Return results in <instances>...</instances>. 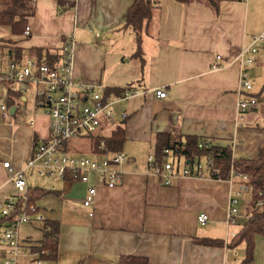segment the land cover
Listing matches in <instances>:
<instances>
[{
    "label": "crops",
    "instance_id": "0c3cea01",
    "mask_svg": "<svg viewBox=\"0 0 264 264\" xmlns=\"http://www.w3.org/2000/svg\"><path fill=\"white\" fill-rule=\"evenodd\" d=\"M134 1L34 0L28 38L0 26V48L19 51L23 58L38 61L71 46L74 80L101 91L114 112L112 122L102 118L95 139L109 137L120 126L119 151L127 158L122 185L112 189L98 185L94 175L83 184L27 170L29 200L43 221L22 225L19 239L39 247L45 225L55 224L56 255L44 264H119L121 258L145 264H227L233 251L240 264L245 244L230 249L228 234L239 232L250 200L244 212L237 208L238 216L228 226L227 180L181 176L164 186L149 170L147 159L154 156L157 135L168 128L182 138L230 146L235 158H249L263 146L264 43L255 44L257 52L248 68L252 90L241 96L240 66L234 58L264 34V0H223L217 13L202 3L158 0L139 46L132 30L124 28ZM18 55L0 52L4 62ZM216 56H221L220 68L212 70ZM130 86L140 93L118 100L116 90ZM159 89L165 91V99L155 96ZM252 96L257 109L245 113L236 127L238 101ZM22 100L13 101L9 110L14 111L7 117L0 116V200L16 195L3 163L9 162L11 173L24 169L36 146L49 137L48 116L33 109L31 96ZM75 140L87 141L83 156L90 155L92 143ZM89 187L96 193L91 206L84 207ZM202 213L209 218L205 225L197 221ZM6 224L0 216V237ZM5 256L0 245V264ZM250 264H264L262 236L254 239Z\"/></svg>",
    "mask_w": 264,
    "mask_h": 264
},
{
    "label": "built area",
    "instance_id": "2783aa9c",
    "mask_svg": "<svg viewBox=\"0 0 264 264\" xmlns=\"http://www.w3.org/2000/svg\"><path fill=\"white\" fill-rule=\"evenodd\" d=\"M29 36L30 29L25 27L22 38L26 39ZM257 43H264V34L255 37L252 45L242 48L234 58L240 66L238 75L240 96L252 90L248 68L253 64ZM71 51V46L66 45L54 66L23 58L21 55L13 56L6 62L0 57V116L2 118L8 116L10 107L7 101L10 97L15 96V101L21 102L23 97L30 94L33 109L42 110L49 118V137L36 146L24 169L11 173L9 162L3 163V168L10 171V183L16 195L0 200V216L7 219L0 237V245L6 250V256L1 264H44V260L51 254L19 239V228L22 225L43 221L41 212L34 204L28 202L26 197L27 170L34 171L39 177L46 176L83 184H88L94 175L98 185L110 189L121 186L123 182V166L127 158L121 152L105 150L103 142H100L95 153L87 156L72 155L64 148L67 141L93 135L100 127L102 118L112 122L114 116L110 108L111 102L104 99L101 91L97 92L93 86L74 80ZM220 60L221 56H216L210 68L212 70L220 68ZM139 93L135 89H125L117 99L126 101ZM155 96L158 99H165L167 95L163 89H159L155 91ZM257 106L255 98L240 99L237 103L238 115L235 126L240 127L244 120L243 115L257 109ZM205 147H208L207 144ZM182 149V145L164 149L166 159L160 164L154 161L153 156L147 159L149 170L164 186L172 185L173 180L181 176L221 180L222 165H214L211 156L203 159L196 156L184 158L178 155ZM247 180V175L235 172L232 166L230 167L227 179L230 185L226 219L228 226L238 216L237 206L240 197L243 194H250ZM95 193V187L88 188L82 201L84 207L91 206ZM259 205L260 202L257 206ZM250 213L251 209L245 218H248ZM208 219L203 213L197 216V221L201 225H205ZM228 236L233 239L235 234L229 233ZM227 264H238L236 251L232 252Z\"/></svg>",
    "mask_w": 264,
    "mask_h": 264
},
{
    "label": "trees",
    "instance_id": "16d2710c",
    "mask_svg": "<svg viewBox=\"0 0 264 264\" xmlns=\"http://www.w3.org/2000/svg\"><path fill=\"white\" fill-rule=\"evenodd\" d=\"M180 3H202L210 8L214 13L218 12L219 4L223 0H176ZM63 4L60 2V5ZM67 4V3H66ZM158 5V0H135L132 7L125 15L124 28H129L134 34L136 45L139 46L140 37L145 25L150 19L152 8ZM72 4L65 8H71ZM61 11V10H60ZM64 11V10H63ZM34 15V0H0V26L10 27L13 35H21L27 26V19ZM0 52L6 53L10 56L13 52L18 55L19 51H12L11 49H2ZM19 56V55H18ZM135 56L140 58V53L136 52ZM60 54H46L45 58H40L38 62H45L49 66H54L60 59ZM134 87H126L122 91H117L119 96L125 89H133ZM138 90L137 88H134ZM107 95V93L105 94ZM104 95V96H105ZM15 98V96H14ZM14 98L10 97L7 101L9 107L12 106ZM251 98V97H248ZM253 98V96H252ZM94 135L87 136L89 142L92 143L91 154L97 151L100 142L104 143L105 150L110 152H120L119 148L123 141V130L118 127V130L109 137H102L97 139H90ZM67 141L64 148H68ZM207 144V148L205 147ZM176 145H182L183 149L178 155L184 158H192L194 156L203 159L206 156H211L215 164L222 165L221 180L228 179L230 167L235 172L247 175V185L250 187V216L242 220V224L238 233L231 240L230 249L245 244V257L240 264H250L253 261L254 239L256 236L264 238V144L256 152L255 155L249 158H235L233 157L232 147L219 146L213 140H204L197 137L187 136L182 138L174 129L168 128L164 132L157 135L154 161L157 164L163 163L166 155L163 154L164 149H173ZM28 202H30L31 195L26 192ZM261 205L257 206L258 203ZM31 203V202H30ZM57 235L58 228L55 224H47L44 227V240L39 247L51 252L46 259H53L57 251ZM205 245H214L213 242L204 240ZM45 259V260H46ZM119 264H145L139 262L135 258H121Z\"/></svg>",
    "mask_w": 264,
    "mask_h": 264
},
{
    "label": "rangeland",
    "instance_id": "374dc122",
    "mask_svg": "<svg viewBox=\"0 0 264 264\" xmlns=\"http://www.w3.org/2000/svg\"><path fill=\"white\" fill-rule=\"evenodd\" d=\"M28 96H30V94H28ZM27 105L22 104V108H25ZM105 134H108L106 132H104ZM99 133L96 132L95 134H93L94 136L90 139H95V137H97ZM89 141V139H87ZM87 141L86 142H82L80 140H70L68 142V148L67 151L68 153L72 154V155H80L83 156L85 154L84 149L87 148ZM250 200V195L249 194H243L240 199H239V204L237 206V208L239 209V212H244V208L245 206L249 203Z\"/></svg>",
    "mask_w": 264,
    "mask_h": 264
},
{
    "label": "water",
    "instance_id": "95a60500",
    "mask_svg": "<svg viewBox=\"0 0 264 264\" xmlns=\"http://www.w3.org/2000/svg\"><path fill=\"white\" fill-rule=\"evenodd\" d=\"M14 111V109L12 108L11 110H9V113H12ZM188 163V162H187Z\"/></svg>",
    "mask_w": 264,
    "mask_h": 264
}]
</instances>
